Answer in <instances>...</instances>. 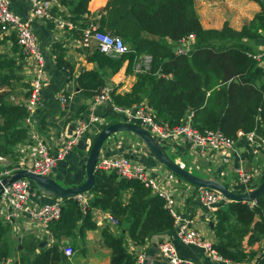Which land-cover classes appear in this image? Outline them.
I'll use <instances>...</instances> for the list:
<instances>
[{
	"label": "trees",
	"instance_id": "obj_1",
	"mask_svg": "<svg viewBox=\"0 0 264 264\" xmlns=\"http://www.w3.org/2000/svg\"><path fill=\"white\" fill-rule=\"evenodd\" d=\"M90 2L61 0L68 9V21L75 23L77 29L87 26L84 18L89 14ZM194 5L195 0H109L99 29L129 41L131 53L114 59L96 50L92 52L89 60L97 68L80 73L81 92L94 99L106 87L109 75L106 70L117 73L126 61L130 67L139 55L149 54L153 57L151 70L138 75L132 91L112 92L116 106L145 103L155 119L169 128L178 127L192 115L193 126L200 131H221L236 138L240 131L256 130L264 136V69L243 43L264 38V4L261 3L262 11L240 31L228 24L221 30L204 29ZM191 35L195 37L192 50L187 55H177L169 40L178 44ZM10 39L17 46L16 38ZM57 48L60 50L57 66L73 72V67L64 60V50ZM20 70L16 59L0 52V156L3 157H15V147L30 141L25 124L27 108L8 102L9 92L5 90L22 79ZM117 122L120 120L112 117L108 125ZM95 179L94 188L86 193L90 198L85 210L74 198L63 200L61 219L49 227L57 240L50 247L41 248L40 240L29 235L22 239L20 248L11 240L12 225L0 219V264H70L61 241L70 238L73 250L79 242L84 243L87 232L99 229L95 211L109 212L118 220L119 228L138 245L154 238L165 240L174 231L175 220L165 201L141 182L101 170L96 171ZM127 193L130 198L125 201ZM216 219L214 248L231 262L247 261L235 235L250 234L253 244L264 240V192L253 209L244 202H231L217 211ZM125 234L115 235L109 227L102 230L103 243L111 250V264H135L134 255L127 251ZM257 262L264 264V253Z\"/></svg>",
	"mask_w": 264,
	"mask_h": 264
},
{
	"label": "built area",
	"instance_id": "obj_2",
	"mask_svg": "<svg viewBox=\"0 0 264 264\" xmlns=\"http://www.w3.org/2000/svg\"><path fill=\"white\" fill-rule=\"evenodd\" d=\"M31 10L26 19H22L10 8V0H0V34L3 37H15L17 45L33 67L29 81V97L26 102L28 116L25 119L26 127L32 143L28 149L29 156L34 157L32 165L27 166L19 162L11 170L0 172V184L6 177L19 170L45 177H52L58 162L63 161L71 153L73 148L91 130L90 123H99L101 119L92 115L90 122L79 119L70 133L69 138L63 143L58 152L53 154L35 129L36 114L43 105V90L47 81L46 58L41 51L39 41L33 30V24L37 21L53 24L61 31H73L77 29L75 23L57 18L54 13L53 0H29ZM82 48L85 51H99L107 57L119 59L131 53V48L120 36L110 32L101 31L99 26L93 24L82 30ZM195 37L189 36L180 41L175 49L177 55H187L193 48ZM255 59L259 57L254 55ZM153 57L149 54L139 55L134 63L137 75L147 74L151 70ZM113 89L105 87L92 102V110L97 106L111 102ZM69 97L60 94L58 100L63 107L69 104ZM113 113L121 117L122 122L131 123L146 129L165 149L166 147L180 146L184 149L182 155L188 153L191 156V167L204 170L208 179H215L224 183L229 191L237 186L245 187V191H252L258 187L257 179L264 178V136L256 130L244 133L238 132L236 138L225 136L221 131H200L193 126L192 115H188L183 123L175 128L161 125L156 119L154 112L145 104L133 107H121L113 105ZM246 143L250 149L249 168L240 155V144ZM106 145L103 146L105 148ZM100 153L97 170L114 172L121 179L136 180L141 182L146 189L151 190L153 195L165 201V207L170 211L175 220V233L177 238L185 245L195 246L204 251L205 255L213 262L223 264H258L257 261H244L234 263L226 260L214 248V243L204 240L196 225L179 211V198L183 192L178 189L183 179L178 177L168 168L149 167L144 163L136 162L126 156H109ZM174 149V148H173ZM167 152V151H166ZM2 160L3 157H0ZM176 162L185 168L182 160ZM163 165V164H161ZM187 169V168H185ZM188 170V169H187ZM191 172V171H190ZM192 173V172H191ZM32 182L28 178L19 179L0 192V219L8 223L26 221L30 226L41 228L45 233L51 234L49 227L53 222L61 219L63 212V200L56 198L53 203L36 205L32 203ZM189 184V183H188ZM191 185V184H190ZM195 190L194 199L206 208L207 215L216 216L217 211L224 205L231 203L223 194L209 188H198L191 185ZM187 194V193H185ZM74 199L80 202L82 209L88 205V198L80 194ZM251 209L256 206V201L247 203ZM110 221L117 224L114 217ZM62 244L64 254L70 258L74 250L70 245ZM157 250L168 264H193L181 258L178 250L171 241H163L157 244ZM135 254V253H134ZM146 254L138 252L135 256V264H145Z\"/></svg>",
	"mask_w": 264,
	"mask_h": 264
},
{
	"label": "crops",
	"instance_id": "obj_3",
	"mask_svg": "<svg viewBox=\"0 0 264 264\" xmlns=\"http://www.w3.org/2000/svg\"><path fill=\"white\" fill-rule=\"evenodd\" d=\"M53 2L54 15L64 21H68V9L62 6L61 0H53ZM108 2L109 0H91L88 7L89 14L84 18L86 27L93 24L100 25V18ZM261 3L264 4V0H195L194 7L204 29L221 30L228 24L232 29L240 31L262 11ZM10 8L22 19H26L31 10V4L29 0H10ZM33 30L47 63V81L43 90V105L36 114L37 124L35 129L45 140L51 152L55 154L60 150L63 143L69 138L68 135L73 132L74 126L79 119L90 122L92 115L101 119L99 123H90L91 130L73 148L65 160L58 162L52 174V178L58 183L61 182L62 186H78L86 179V162L97 133L107 125L109 119L111 121L112 117H114L119 121L121 117L113 113V100L105 105L97 106L93 111V99H88L79 88L78 76L80 73L84 70L97 68V64L89 60L91 53L95 50L85 51L82 48L80 40L82 30L61 31L56 29L53 24L40 21H36L33 24ZM6 38L0 34V52L9 58L16 59L17 65L21 66L19 75L22 79L14 82L11 88H6L5 90L9 94L13 93L14 95L16 93L18 97H13V101H10L11 104L26 105L29 97V81L33 67L30 60L24 56L18 45H15L14 40ZM168 43L173 45L174 49H177L181 44L180 42L178 44L172 43L170 40ZM243 43L251 49L254 55L259 57L260 67L264 69V38L260 40H245ZM58 46L64 50V60L73 67V72L60 69L57 66L56 59L60 53V50L57 48ZM15 48H17V51H15ZM106 71L109 74L106 78L107 88L116 90L119 94H127L132 91V87L138 78L134 70V65L129 67L128 62H125L117 73H111L110 70ZM60 94H64L70 98L67 107H63L58 100ZM31 144L30 141H27L17 145L15 147V157L0 156L3 157L2 160L0 159V172L13 169L19 162H24L27 166L32 165L34 157L32 158L28 153ZM142 144L139 138L134 142L133 135L129 134L128 136L117 133L105 143L106 146L103 148L105 150L103 153L104 155L116 157L126 156L136 162L144 163L149 167L163 166L165 168L164 165L158 163L142 147ZM167 147L166 150H170V153L177 154L178 156L177 159H174L167 152L171 158L174 160L180 159L186 165L184 159L188 157V153L182 155L183 148L180 151V146L177 145ZM240 155L245 160L246 168L248 169L251 155L246 143L240 144ZM262 180L257 179L255 181L256 185L259 186ZM178 189L183 192V197L179 198L180 206L178 207V211L193 221L204 240L216 244V216L211 215L208 217L206 208L194 199L195 190L190 184L182 182L180 186L178 185ZM31 192L32 203L38 206L53 203L56 200L55 197L45 196L39 191L37 192L31 189ZM86 197L90 198L88 194ZM129 198L130 193H127L124 200L127 201ZM110 216L112 215L109 212H94V219L99 229L87 232L84 243L79 242L76 244V249L69 258L70 264H111V250L103 243L102 230L105 227H109L111 232L118 236L126 232L122 228H119L118 220L115 217L117 224L112 223L109 219ZM10 224L13 230L18 233L17 238L22 239L29 235L35 236L40 240L41 248L50 247L56 243L52 234L45 233L39 227L30 226L26 221H12ZM160 239L162 238H154L152 241H146L144 245H138L126 235L127 251L133 254L134 257L138 252L144 251L146 254L145 264H168L159 254L157 244L163 241H171L178 250L181 258L193 264H223L213 262L205 255L202 249L183 244L177 238L175 230L169 235H166L165 240ZM235 239L241 244V249L245 252L247 261H257L258 257L264 253V240L253 244L251 243L250 234L247 236L235 235ZM61 242L65 245L72 246V240L70 238H65ZM8 263H11V261H8Z\"/></svg>",
	"mask_w": 264,
	"mask_h": 264
},
{
	"label": "water",
	"instance_id": "obj_4",
	"mask_svg": "<svg viewBox=\"0 0 264 264\" xmlns=\"http://www.w3.org/2000/svg\"><path fill=\"white\" fill-rule=\"evenodd\" d=\"M124 132L138 137L158 163L163 164L178 177L195 187L216 190L223 194L230 202H253L264 192V178L260 185L252 191L231 192L220 181L196 176L171 158L163 146L146 129L136 124L122 122L107 125L97 133L86 162V179L81 185L65 187L52 177L35 175L28 170H19L2 180L0 192L15 181L28 178L41 194L49 197L65 200L75 198L80 194L89 193L96 184L95 173L97 171V162L103 146L112 136Z\"/></svg>",
	"mask_w": 264,
	"mask_h": 264
},
{
	"label": "rangeland",
	"instance_id": "obj_5",
	"mask_svg": "<svg viewBox=\"0 0 264 264\" xmlns=\"http://www.w3.org/2000/svg\"><path fill=\"white\" fill-rule=\"evenodd\" d=\"M125 42H126V44L131 48V44H130V42L129 41H127V40H125ZM19 47V46H18ZM121 58V57H120ZM119 58V59H120ZM126 62H128V64H129V61H126ZM134 63H135V61H134ZM114 91V90H113ZM13 93H10L9 95H8V97H7V101L8 102H10V101H13V97H15V98H18L17 96H16V93L13 95ZM143 104V103H142ZM141 105V104H140ZM139 106V105H138ZM112 120V119H111ZM121 120V119H120ZM120 122H122V120L120 121ZM110 123V119H109V122L107 123V125ZM122 123H124V122H122ZM106 125V126H107ZM105 127V126H104ZM121 134H125V135H128L129 136V134L130 135H133V139H134V142H136V139L138 138V137H136L134 134H131V133H126V132H124V133H121ZM113 137V136H112ZM142 142V141H141ZM143 143V142H142ZM142 147L147 151V152H149L148 151V149L144 146V144H142ZM144 150V151H145ZM168 153H170L171 151L169 150H166ZM150 153V152H149ZM170 155H171V157H173L174 159H177L178 158V156H177V154H172V153H170ZM169 155V156H170ZM191 156H190V154H188V157H186L185 159H184V162L186 163V168L189 170V171H191L194 175H196V176H199V177H202V178H206L207 177V174H206V172L204 171V170H200V169H195L194 167H191ZM176 161V160H175ZM119 178H120V176H118ZM59 184H62L61 182H59ZM31 189L33 190V191H37L38 192V190H36V187L32 184V187H31ZM231 190H233V191H235V192H241V191H244L245 190V187H243V186H237V187H235V188H231ZM63 204H64V202H63ZM16 235V236H15ZM17 235H18V233L15 231V230H13L12 231V236H11V240L13 241H16V245L18 246L19 245V247H22V239H20V238H17ZM56 240V239H55ZM57 241V240H56ZM131 241V240H130ZM251 261V260H250Z\"/></svg>",
	"mask_w": 264,
	"mask_h": 264
}]
</instances>
